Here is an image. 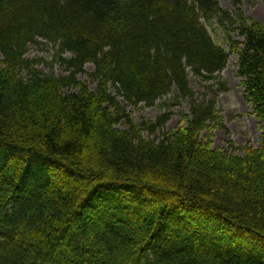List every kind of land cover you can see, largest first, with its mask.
Masks as SVG:
<instances>
[{
    "label": "trees",
    "instance_id": "trees-1",
    "mask_svg": "<svg viewBox=\"0 0 264 264\" xmlns=\"http://www.w3.org/2000/svg\"><path fill=\"white\" fill-rule=\"evenodd\" d=\"M243 1L0 0V264H264V136L241 154L211 142L231 54L264 130V27ZM39 41L64 75L27 57ZM171 93L183 126L144 138L171 113L136 124L126 106Z\"/></svg>",
    "mask_w": 264,
    "mask_h": 264
},
{
    "label": "rangeland",
    "instance_id": "rangeland-1",
    "mask_svg": "<svg viewBox=\"0 0 264 264\" xmlns=\"http://www.w3.org/2000/svg\"><path fill=\"white\" fill-rule=\"evenodd\" d=\"M218 3L223 9L229 12L234 11L231 0H218ZM240 8L245 16L257 21L264 27V0H245L242 2ZM208 30L214 41L220 44L226 51H229L222 32L215 26L208 28ZM236 40L241 41L242 38L237 37ZM56 50V46L39 41V44L29 47L27 57L39 60L40 63L37 65V68L44 74H52L55 76L64 75L66 72L57 60ZM63 57H68V54L63 55ZM237 58L236 54H231L225 69L220 73V79L226 83L228 89L225 92L218 93L216 96V108L219 111L224 129H215L212 132L211 138L212 148L222 149L233 154H241L242 148L247 145L257 147L264 136L263 127L253 115L251 104L245 98V93L241 85L242 79L236 75ZM84 69L86 72H90L93 67L91 64H87ZM78 79L83 81L90 90H95V82L91 81L86 74L78 75ZM189 85L195 92V98L201 99L202 94L207 91L205 87L209 83L202 82L190 74ZM108 91L112 95H115L122 105H125L121 98L117 96L116 90L111 84L108 86ZM173 95L174 93L169 94L151 107H145L143 104H140L137 108L126 106L127 111L136 124H140L142 120L154 122L166 111L171 113L167 123L158 133L150 136L148 133L143 132L144 138L158 140L160 138V132L178 129L183 126L182 115L189 113V104L187 101H180L178 105H174ZM168 102L172 105L169 108H162L160 106L163 103L167 105ZM209 219V224L206 223V227L209 226V231L213 232L212 228H215L217 221L211 218ZM198 221L196 219L194 222L197 223ZM197 227L199 233L206 231V228L201 231L198 224ZM159 239L161 238L159 237ZM217 242L221 243L219 240ZM157 245L162 247L158 242ZM154 246L156 245L154 244Z\"/></svg>",
    "mask_w": 264,
    "mask_h": 264
}]
</instances>
